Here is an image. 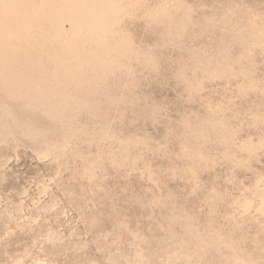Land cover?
Instances as JSON below:
<instances>
[{
    "label": "rangeland",
    "instance_id": "1",
    "mask_svg": "<svg viewBox=\"0 0 264 264\" xmlns=\"http://www.w3.org/2000/svg\"><path fill=\"white\" fill-rule=\"evenodd\" d=\"M134 1L103 94L0 107V264H264V0Z\"/></svg>",
    "mask_w": 264,
    "mask_h": 264
},
{
    "label": "bare ground",
    "instance_id": "2",
    "mask_svg": "<svg viewBox=\"0 0 264 264\" xmlns=\"http://www.w3.org/2000/svg\"><path fill=\"white\" fill-rule=\"evenodd\" d=\"M132 1L134 0H0V101L2 102L0 107L7 105V108L22 111L35 109L50 115L64 105L79 107L81 104L73 103L77 97L72 95L74 92L99 94L100 91L96 88L99 82L113 75L134 51L128 38H125L120 29L121 17L126 16ZM138 3L141 4V1ZM173 7L165 3L160 5L157 12L153 14L154 22H161L160 24L163 23V25L165 23L163 28L161 27L162 31H166L163 34H168L167 30L177 23V10ZM150 14L148 15L151 18ZM66 25H68L67 28ZM175 26L178 27L177 24ZM250 26L251 29L252 25ZM253 26L255 28V25ZM242 41L237 44L240 45ZM145 58L143 64L145 62L148 64L150 59ZM114 84L116 83L110 85ZM143 106L140 107L143 108ZM19 115L23 114L19 113ZM22 118L20 117V120ZM27 119L29 118L25 120ZM48 154L45 155L48 156ZM247 207L246 204L245 208Z\"/></svg>",
    "mask_w": 264,
    "mask_h": 264
}]
</instances>
